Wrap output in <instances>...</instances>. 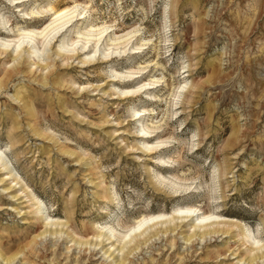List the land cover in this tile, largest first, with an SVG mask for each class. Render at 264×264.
<instances>
[{
  "label": "rangeland",
  "instance_id": "374dc122",
  "mask_svg": "<svg viewBox=\"0 0 264 264\" xmlns=\"http://www.w3.org/2000/svg\"><path fill=\"white\" fill-rule=\"evenodd\" d=\"M58 2L88 7L78 24H115L116 36L137 29L133 45L149 41L139 53L83 64V55L56 54L73 25L39 57L28 46L1 54L0 264H264V247L244 235L264 245V0ZM7 7L3 0L13 39L29 4ZM130 73L138 77L128 81ZM32 196L65 223L61 233L38 236L45 224ZM188 206L225 218L224 233L186 242L188 222L129 255L138 240L120 252L116 241L93 247L104 240L96 227L119 238L142 214L171 219Z\"/></svg>",
  "mask_w": 264,
  "mask_h": 264
},
{
  "label": "bare ground",
  "instance_id": "6f19581e",
  "mask_svg": "<svg viewBox=\"0 0 264 264\" xmlns=\"http://www.w3.org/2000/svg\"><path fill=\"white\" fill-rule=\"evenodd\" d=\"M7 1V8H12L15 11H22V7L25 6L26 2L29 4V7L27 12L21 14L22 22L25 23L26 26H15V29H17V34L14 37L15 39L13 38L14 40L10 38V33L12 32V24H10V20H7L5 16L0 13V33L5 34L3 37L2 35L0 36V56H2L1 54H6L7 56L8 50L12 46L13 51L18 52V54L16 55L17 57L21 53V51H23V49L28 46L29 49H31V53L39 57L41 51H43L41 50L42 47L46 48L51 43L57 42V39H59L73 25L75 27V31H73L74 37L69 39L68 42H61L57 46L58 51H56V54L57 56L65 55L69 58L83 55V60L81 62L83 64L92 63L93 65L95 62L105 63L113 60L116 57H123L129 54L139 53L143 49V46L145 47V45L148 44L147 41H149L148 39L140 38L143 42H139L138 45H133V40L136 39V37L138 38L139 36H136L137 29L129 31L124 35L116 36L114 32V27L116 26L115 24L98 25L94 22H84L78 24L79 21L81 22L89 18L91 14L89 12L88 7L82 6L80 4L60 7L58 0ZM37 1H40V3H37ZM2 2L3 0H0V3ZM43 2H45L46 4L44 3L45 5H41V3ZM34 19H46L48 20V22L41 29L30 28L32 27V25L27 24L26 22L33 21ZM76 23L77 25H75ZM105 40L106 44L105 46H103ZM92 51L93 54L90 55ZM97 52H99L98 54L100 55H98V57L95 56V53ZM14 69H16V67H14L12 70L10 69L8 74H11ZM116 74L125 75L123 73L121 74L120 72H116ZM126 77H129V81L138 76H135L133 73H130L127 74ZM157 82L159 83V78L152 79L150 82L147 83V85L154 84ZM1 86L3 85H1L0 81V87ZM141 88L142 87L138 86L134 89L130 88L131 90L129 89L121 92L119 91V96L123 95L124 98H128L130 97L129 95L131 93H136ZM145 113L146 110H143V113L141 111H135L134 116L139 119L140 116ZM139 137L147 139L151 136L148 131L142 129L139 133ZM70 153L72 154V152ZM2 159H5V155L2 149L0 148V163H2L1 165L4 166L3 168L7 169L6 162L3 163ZM174 192L178 193L179 190H176ZM32 199L35 200L36 204L38 205V212L40 213L41 217L44 218L45 224V229L41 231L38 236H44V234L46 235L47 232L49 234L55 235L61 233V230L65 223L52 219L50 215H46V211H44L43 208L40 207V199H38L36 196H32ZM171 214V219L168 218V214L164 213L154 215L142 214L141 216L135 218L131 226L126 228V230L121 233L119 238H116L114 236L115 230L112 226H101L99 228L96 227L98 229V237L102 239L104 238V240H101L99 242L95 241L93 247L95 249L96 246L103 244V242L105 241H107L108 243H114L116 241V243L118 242L119 246H121L118 250L120 252L127 244H130L134 240H138V244H133L132 247L126 251L127 255H129L130 253L135 251L140 245L149 242L152 238L158 236V234L175 232L178 230L179 227L180 229H182V227L184 228V226L188 225V222H191L193 230L192 233L186 238V242H191L196 238L206 240L214 237L215 235L219 236L224 233L220 231L217 227L225 223V218L223 219L222 216L216 215L215 213L204 214L200 212L197 207L188 206L178 207L172 210ZM173 220H177V222L171 225ZM162 229L163 231H161ZM244 235L248 239L254 250L258 251L264 247V245H260L261 243L259 242V239H256L257 237H254V235H252V232L245 229ZM114 237L116 239H113ZM80 243H82V241ZM85 243L91 244L88 241ZM112 246L113 245H111V247ZM116 249L117 248L112 249L113 251H111L107 257L112 256ZM108 251L109 249L105 252ZM15 257L16 256L14 255L8 258L2 257V259L6 263H10L14 260ZM115 262L117 263V261ZM123 263V259L121 258L117 264Z\"/></svg>",
  "mask_w": 264,
  "mask_h": 264
}]
</instances>
